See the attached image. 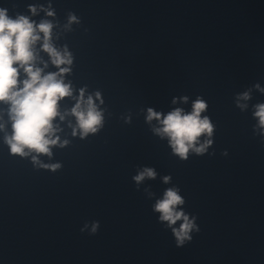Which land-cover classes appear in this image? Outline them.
Returning a JSON list of instances; mask_svg holds the SVG:
<instances>
[{
    "label": "clouds",
    "instance_id": "1",
    "mask_svg": "<svg viewBox=\"0 0 264 264\" xmlns=\"http://www.w3.org/2000/svg\"><path fill=\"white\" fill-rule=\"evenodd\" d=\"M30 11L33 15L37 13L33 6H30ZM47 15L53 16L54 12L48 10ZM68 21L69 25L78 22L77 17L71 13ZM53 27L48 20L36 24L25 15L11 18L6 9L0 8V103L9 105L7 115L11 122V133L5 134L4 143L12 154L28 156L36 153L37 156L32 157L34 164H40L38 155L51 156V147L59 143V137L55 136L59 128L53 122L57 117L64 120V115L59 110V101L72 95L70 83H65L63 79L70 68L62 67L72 64V56L66 47L61 51L52 43ZM41 41V50L49 55L51 63L59 71L45 74L43 68L36 66L39 58L36 45ZM47 66V63H44V67ZM21 69L26 77L23 80L19 78ZM256 87L259 88V85ZM96 97L99 99L100 94L96 93ZM249 98L248 92L240 97L244 100ZM184 100L186 101L187 97ZM206 108V103L198 98L190 113L177 108L167 115H162L149 108L146 119L149 122L157 120L162 126L154 129L156 134L167 136L173 153L180 159L187 160L190 151L202 155L212 144L211 139L200 142L202 136L212 137L214 131L209 117L201 115ZM70 114L76 117L73 135L79 130L81 137H85L89 133H96L102 126V113L97 109L91 95L87 99L84 98L83 90ZM254 116L258 119L256 127L264 134V104L256 105ZM4 128V124H0V130ZM67 143L68 141H64L60 146L63 147ZM40 166L52 171L61 167L60 164ZM155 176L153 169L144 168L133 179L140 184L146 177L154 179ZM163 179L168 183L171 177L165 176ZM184 203L179 188L172 187L166 189L163 198L157 200L153 206V210L160 213L159 220L167 222V226L171 228L177 246L191 241L193 230L199 231L195 224L196 218H190L179 207ZM177 221L181 223L179 227H174ZM98 228L99 222H93L92 233L95 234Z\"/></svg>",
    "mask_w": 264,
    "mask_h": 264
}]
</instances>
